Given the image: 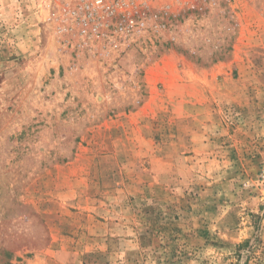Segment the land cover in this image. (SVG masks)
I'll list each match as a JSON object with an SVG mask.
<instances>
[{"label": "rangeland", "instance_id": "374dc122", "mask_svg": "<svg viewBox=\"0 0 264 264\" xmlns=\"http://www.w3.org/2000/svg\"><path fill=\"white\" fill-rule=\"evenodd\" d=\"M57 8L0 0V264H264V0L110 59Z\"/></svg>", "mask_w": 264, "mask_h": 264}, {"label": "built area", "instance_id": "2783aa9c", "mask_svg": "<svg viewBox=\"0 0 264 264\" xmlns=\"http://www.w3.org/2000/svg\"><path fill=\"white\" fill-rule=\"evenodd\" d=\"M58 1L53 17L65 44L110 59L132 48L170 40L176 22L187 15L218 9L222 3L233 9L237 2L247 0Z\"/></svg>", "mask_w": 264, "mask_h": 264}]
</instances>
